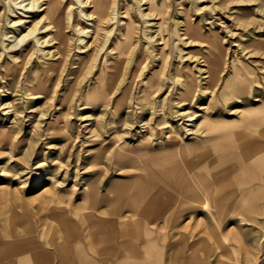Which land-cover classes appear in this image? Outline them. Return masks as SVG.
Segmentation results:
<instances>
[{"label": "rangeland", "instance_id": "1", "mask_svg": "<svg viewBox=\"0 0 264 264\" xmlns=\"http://www.w3.org/2000/svg\"><path fill=\"white\" fill-rule=\"evenodd\" d=\"M48 1L3 0L0 187L76 191L139 168L153 146L218 134L227 116L240 140L242 119L264 109V0H108L97 29L84 0H55L64 35ZM106 30L119 34L102 46ZM116 45L129 48L119 63ZM250 192L264 206V183ZM254 219L264 228V212ZM249 240L250 264H264V230Z\"/></svg>", "mask_w": 264, "mask_h": 264}, {"label": "crops", "instance_id": "2", "mask_svg": "<svg viewBox=\"0 0 264 264\" xmlns=\"http://www.w3.org/2000/svg\"><path fill=\"white\" fill-rule=\"evenodd\" d=\"M251 110L240 140L227 116L218 134L153 146L139 168L76 191L0 187V264H250L249 232L264 230L250 223L264 212L250 192L264 183V109Z\"/></svg>", "mask_w": 264, "mask_h": 264}, {"label": "bare ground", "instance_id": "3", "mask_svg": "<svg viewBox=\"0 0 264 264\" xmlns=\"http://www.w3.org/2000/svg\"><path fill=\"white\" fill-rule=\"evenodd\" d=\"M84 2L86 3V4H89L91 7H92V9L87 13L88 14V16H90L93 20H95L96 21V29L99 27V23L100 22H102L103 21V19H111V17L108 15V13L106 12L107 10V5H108V0H84ZM0 8H2V12H0V21L1 20H3V18L7 15V10H8V8H7V5L3 2V0H0ZM43 10H44V14H45V18H47L48 19V21L49 22H54L53 24L56 26V28H57V35H64L65 33H64V31L62 30V22H61V13H60V6H59V4L58 3H56V1L55 0H49L48 2H47V4L43 7ZM146 13V12H145ZM131 18L129 17V21H128V29H126V32L124 33V36H125V39L127 40H130V25H131ZM119 34V33H118ZM116 32H111L110 30H106V36H105V38H104V40L101 42L102 43V46H104L105 44H106V42L109 40V42H110V40H112V38H116V36L118 35ZM96 35V34H95ZM128 40L126 41V42H128ZM60 43H64V39H62L61 41H60ZM125 43V42H124ZM123 43V44H124ZM90 44H91V42H90ZM122 44V45H123ZM92 45H94L93 47H91V53H95L96 51H98L99 49H97V48H99V45L100 44H98V43H95V44H92ZM163 45V44H162ZM106 47H108V45L106 46ZM113 49H115V51H116V56H117V59H116V61L115 62H120L121 61V57H122V55H123V53L125 52V50H127V51H129V48L128 47H126V48H123L122 46H120V45H116V46H114L113 47ZM58 52H59V54H61L62 55V53L64 52V47H58ZM117 63H115V64H113L112 65V67L114 68V69H116L117 68ZM114 69H113V72H111L109 75H110V78L112 77V75L113 76H115L114 74H115V72H114ZM100 71V70H99ZM100 73V72H99ZM210 80H211V78H210ZM100 81V80H99ZM230 81V80H229ZM228 82V81H227ZM99 83V82H98ZM100 84V83H99ZM94 85V84H93ZM93 85H92V87H93ZM96 87V86H95ZM98 87V86H97ZM155 89V88H154ZM90 90V89H89ZM92 90V89H91ZM151 91H152V89H151ZM149 92V91H148ZM153 92V91H152ZM145 94V93H144ZM143 96V95H142ZM141 96V97H142ZM145 96V95H144ZM148 97V96H147ZM146 96H145V98H147ZM142 107H144V106H142ZM142 109V108H141ZM184 112H186V111H184ZM180 113H183V112H180ZM151 144V143H150ZM166 146V145H165ZM164 147V146H163ZM151 148V147H150ZM102 149V148H101ZM105 149V148H104ZM151 150V149H150ZM148 151V150H147ZM163 151H165V150H163ZM99 152H101V151H99ZM162 152V151H161ZM98 153V152H97ZM104 153V152H103ZM148 153V152H147ZM96 155H98V154H96ZM102 155V154H101ZM152 155V154H151ZM154 159V158H153ZM263 160V159H262ZM264 162V161H263ZM160 164V163H159ZM262 164V163H261ZM246 166V165H245ZM127 167V166H126ZM208 171V170H207ZM264 171V170H263ZM239 173H237V175H238ZM250 175V174H249ZM232 177V176H231ZM235 177V176H234ZM245 179H246V177H245ZM248 179H250V177L248 178ZM256 181V180H255ZM253 183V182H252ZM259 183V182H258ZM241 184H242V182H241ZM239 185V184H238ZM237 185V186H238ZM243 185V184H242ZM244 185H247V184H244ZM248 186V185H247ZM244 187V186H243ZM243 187H241V188H243ZM239 188V187H238ZM238 193V192H237ZM256 194V193H255ZM238 199V198H237ZM236 199V200H237ZM240 199V198H239ZM257 198H255V200H256ZM242 200V199H241ZM255 200H254V202H255ZM225 205V204H224ZM230 205V204H229ZM90 213V212H89ZM89 213H88V215H89ZM91 214V213H90ZM85 216V215H84ZM87 216V215H86ZM112 217V216H111ZM103 218V217H102ZM102 218H101V220H102ZM106 219V218H105ZM109 219V218H108ZM98 220V219H97ZM110 220V219H109ZM89 221V220H88ZM99 221V220H98ZM104 221V220H103ZM112 221H114V220H112ZM109 222V221H108ZM111 223V222H110ZM114 223V222H113ZM112 223V224H113ZM116 223V222H115ZM94 224V223H93ZM111 225V224H110ZM100 226H101V224H100ZM103 226V225H102ZM95 227V226H94ZM112 227V226H111ZM110 227V228H111ZM147 227V226H146ZM30 228V227H29ZM148 228V227H147ZM90 229V228H89ZM88 229V230H89ZM95 229V228H94ZM105 229V228H104ZM116 230V229H115ZM91 231V230H90ZM113 231V230H112ZM6 232H8V231H6ZM148 232V231H147ZM114 233V232H113ZM8 234V233H7ZM97 234V233H96ZM157 234V233H156ZM2 235V234H1ZM109 235V234H108ZM148 235V234H147ZM106 236V235H105ZM151 236V235H150ZM149 236V237H150ZM113 238V237H112ZM102 239H104V238H102ZM105 239H106V237H105ZM104 239V240H105ZM111 239V238H110ZM92 240V239H91ZM107 240H109V238L107 239ZM151 240V239H150ZM155 240V239H154ZM154 240H153V242H154ZM158 240V239H157ZM165 240V239H164ZM163 240V241H164ZM152 241V240H151ZM152 242V243H153ZM148 243V242H147ZM156 243V242H155ZM151 244V243H150ZM154 244V243H153ZM144 245V244H143ZM147 245V244H146ZM158 245V244H157ZM154 246H156V245H154ZM145 247V246H144ZM67 248V247H66ZM69 248V247H68ZM67 248V249H68ZM66 249V250H67ZM143 250V249H142ZM152 250H154V249H152ZM151 251V250H150ZM154 251H156V250H154ZM144 253V252H143ZM156 253H157V251H156ZM155 253V254H156ZM85 254V253H84ZM146 254H148V253H146ZM145 254V255H146ZM151 254V253H150ZM157 254H160V253H157ZM149 255V254H148ZM29 256V255H28ZM88 256H89V254H88ZM87 256V257H88ZM76 257V256H75ZM147 257H153V256H151V255H149V256H147ZM156 257H160V255L159 256H156ZM22 258V257H21ZM78 258V257H77ZM86 258V257H85ZM129 258V257H128ZM154 258V257H153ZM16 259V258H15ZM18 259V258H17ZM79 259V258H78ZM90 259H92L91 258V256H90ZM94 259V258H93ZM118 259V258H117ZM140 259H141V257H140ZM143 259V258H142ZM89 260V259H88ZM85 261H87V259L85 260ZM84 261V262H85ZM117 261V260H116ZM121 261V260H120ZM122 261H124L123 259H122ZM127 260L125 259V262H126ZM143 261V260H142ZM78 262V261H77ZM81 262H82V260H81ZM83 262V263H84ZM88 262V261H87ZM131 262V261H130ZM133 262V261H132ZM131 262V263H132ZM155 262V261H154ZM143 263V262H142ZM141 262H140V264H142ZM17 264V263H16ZM80 264V263H79ZM95 264V263H94ZM160 264V263H159Z\"/></svg>", "mask_w": 264, "mask_h": 264}]
</instances>
